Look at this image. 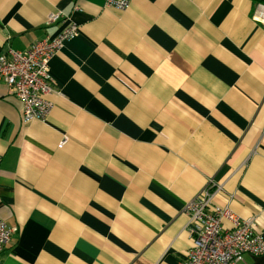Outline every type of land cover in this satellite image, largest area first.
Instances as JSON below:
<instances>
[{
    "label": "crops",
    "instance_id": "obj_1",
    "mask_svg": "<svg viewBox=\"0 0 264 264\" xmlns=\"http://www.w3.org/2000/svg\"><path fill=\"white\" fill-rule=\"evenodd\" d=\"M104 1L0 0V52L79 24L50 60L46 119L25 122L0 81V215L15 227L0 264H180L184 206L209 177L264 235L257 0Z\"/></svg>",
    "mask_w": 264,
    "mask_h": 264
},
{
    "label": "built area",
    "instance_id": "obj_2",
    "mask_svg": "<svg viewBox=\"0 0 264 264\" xmlns=\"http://www.w3.org/2000/svg\"><path fill=\"white\" fill-rule=\"evenodd\" d=\"M104 4L124 10L131 0H105ZM63 17V12L57 10L50 12L47 20L53 22ZM253 18L264 24V0H257ZM78 31L79 24L70 21L56 34L36 39L26 48L8 44L0 52V81L22 101L25 122L46 119L51 112L54 101L46 97L47 93L55 91L50 60L64 40ZM66 140L65 135L59 146ZM223 189L224 183L209 177L187 200L184 211L188 216L191 244L180 264H235L243 260L246 253L264 254V235L256 226V216H242L233 209L234 193L225 194V200L219 201L217 195ZM14 230L15 227L0 215V253L10 243Z\"/></svg>",
    "mask_w": 264,
    "mask_h": 264
}]
</instances>
